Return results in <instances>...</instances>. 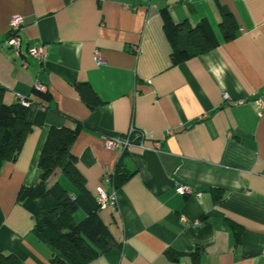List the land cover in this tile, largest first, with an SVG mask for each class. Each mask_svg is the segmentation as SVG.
<instances>
[{
    "label": "crops",
    "instance_id": "crops-1",
    "mask_svg": "<svg viewBox=\"0 0 264 264\" xmlns=\"http://www.w3.org/2000/svg\"><path fill=\"white\" fill-rule=\"evenodd\" d=\"M164 10L185 29L206 21L218 45L173 63ZM14 14L25 19L19 55L5 44ZM44 44L46 60L31 56ZM0 88L6 104L29 102L32 129L0 168V246L23 264H54L56 250L19 192L39 182L50 128L79 124L71 151L89 196L62 168L48 186L69 192L75 222L97 210L115 238L87 264H264V0H0ZM131 127L144 139L106 148ZM124 169L135 172L116 184ZM98 187L115 208L97 203Z\"/></svg>",
    "mask_w": 264,
    "mask_h": 264
},
{
    "label": "trees",
    "instance_id": "trees-1",
    "mask_svg": "<svg viewBox=\"0 0 264 264\" xmlns=\"http://www.w3.org/2000/svg\"><path fill=\"white\" fill-rule=\"evenodd\" d=\"M223 13L225 20H228L230 12L224 10ZM163 18L164 29L174 47L172 58L175 64L198 56L218 45V40L206 21L185 29L183 23L176 24L165 10ZM231 24H225L226 39L234 37L233 31L226 29L227 26L231 28ZM78 87L85 100L89 103L93 102L91 95L94 92L91 88L86 85ZM3 95L4 88H0V168L4 161H15L18 158L25 139L32 129L28 121V107L21 102L6 104ZM79 130L80 124L75 129L50 128L39 159L41 170L39 182L32 187H22L18 195L19 202L30 199L36 203L35 227L55 248L56 253L52 258L54 264H87L117 245L97 210L77 223L74 221L77 204L70 197L69 192L59 183L53 187L48 186L50 178L58 168H62L63 175L89 196L85 179L76 166L77 157L71 151ZM134 172L135 170L129 169L117 171L114 176L116 184L123 183ZM0 264L23 263L13 253L7 252L0 246Z\"/></svg>",
    "mask_w": 264,
    "mask_h": 264
},
{
    "label": "built area",
    "instance_id": "built-area-1",
    "mask_svg": "<svg viewBox=\"0 0 264 264\" xmlns=\"http://www.w3.org/2000/svg\"><path fill=\"white\" fill-rule=\"evenodd\" d=\"M25 24V19L22 15L20 14H14L11 17L10 21V30H9V35L7 39L5 40V44L13 48L16 53L19 55L20 54V49L22 45V38H21V30ZM31 56L44 61L47 58L48 55V47L47 45H41L36 48H32L29 50ZM98 60L102 61L99 59ZM39 89H44V86L41 84L37 85ZM225 98L228 99V96L225 94ZM254 102L257 105L259 113L264 112V95H259L254 99ZM21 103L28 107L29 102L26 100H21ZM142 134H140L135 127H131L130 130L122 136H110L107 135L104 137V144L106 148L108 149H121L123 152L129 150L135 143L134 140H142ZM142 144V141L140 142ZM156 148L159 147V142L156 144ZM112 177V174L109 172H105L103 175V178L105 180H110ZM177 191L181 194H195L198 197L202 195L201 192H194V188L184 185V184H179L177 186ZM97 203L101 207H111L115 208L117 204V196L115 194H109L103 187H98L96 190V195H95ZM196 224H200V221H196Z\"/></svg>",
    "mask_w": 264,
    "mask_h": 264
}]
</instances>
